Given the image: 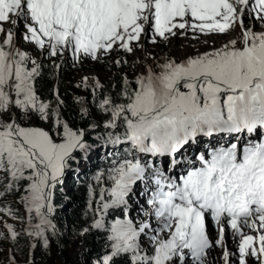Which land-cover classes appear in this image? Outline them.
<instances>
[{
	"label": "snow or ice",
	"instance_id": "obj_1",
	"mask_svg": "<svg viewBox=\"0 0 264 264\" xmlns=\"http://www.w3.org/2000/svg\"><path fill=\"white\" fill-rule=\"evenodd\" d=\"M237 28L241 46L231 39L179 62L157 61L99 100L106 119L95 139L111 150L88 188L90 227L106 234L95 264H210L217 247L223 264L233 256L235 264H264V0H0V198L23 188L26 235L48 247V233H57L54 190L92 145L85 129L62 119L58 90L56 105L41 98L42 64L17 32L45 59L67 55L78 64L132 54L142 37L157 44ZM102 87L96 80L93 95ZM194 145L193 160L185 154ZM142 196L137 218L129 198ZM0 213L18 219L11 208ZM5 227L0 239L15 242L19 233Z\"/></svg>",
	"mask_w": 264,
	"mask_h": 264
},
{
	"label": "trees",
	"instance_id": "obj_2",
	"mask_svg": "<svg viewBox=\"0 0 264 264\" xmlns=\"http://www.w3.org/2000/svg\"><path fill=\"white\" fill-rule=\"evenodd\" d=\"M69 61V58L67 59ZM67 61V62H68ZM42 64V75L37 81V88L41 98L46 101H51L56 105L55 92L58 90L60 98L64 101L60 106L62 119L66 120L71 127L82 128L86 130V139L92 145L87 153H76L77 161L71 162V168L66 171L67 181L63 184H58L54 190L53 205L55 208L54 214L51 217L56 225L57 233L52 235L48 233L49 245L47 248L43 246L42 241L33 239L26 235V229L19 228L16 231L19 233L16 241L9 238L0 240V249L5 251V247L10 243V247L14 250L18 257L23 261L27 260L29 264H54L52 254L57 255L59 252H66L72 245L75 235L83 236L82 253L75 261V264H92L94 260L99 259L106 251V234L98 230L92 229V213L88 209V188L93 184V176L99 171L105 170L109 166V159L106 158L110 148H104L100 141L95 137L98 133H103V125L105 117L98 114L96 106L100 99L106 95L116 96L120 91L122 78L125 76L121 72L122 68L115 67L111 75H108L103 87L96 89V94L93 95L94 84L86 85L85 97H81L77 92H74L71 85L65 77L64 70L68 65L59 63L57 69L55 61L52 64ZM125 65V64H124ZM130 80L135 77L126 75ZM98 108V107H97ZM82 109H87V115L82 114ZM95 113V114H94ZM96 124L99 127L92 129L91 125ZM86 157V158H85ZM6 182V177L0 174V192H4L3 184ZM71 190L70 194L65 191ZM98 190V186H97ZM21 198L23 188L16 192H7L4 194V200H0V208H11L18 219H14L16 224L21 221L22 216L18 213V207L11 202V197ZM5 199L8 202H6ZM88 228V232L84 229ZM35 244V248L32 245ZM1 264V263H0Z\"/></svg>",
	"mask_w": 264,
	"mask_h": 264
},
{
	"label": "rangeland",
	"instance_id": "obj_3",
	"mask_svg": "<svg viewBox=\"0 0 264 264\" xmlns=\"http://www.w3.org/2000/svg\"><path fill=\"white\" fill-rule=\"evenodd\" d=\"M246 23H249L246 21ZM256 30H260L259 25L256 26ZM18 44L19 46L27 50L30 55L36 58L40 63L52 64L55 61L57 64L65 63L64 65H68V68L64 70L65 77H67V81L71 85L74 92H77L79 96L85 97V89L86 85L84 83L85 77H87V85L94 84L96 80H99L101 84H105L108 75L112 74L113 69L118 66L114 63L116 59H126L127 64H122L120 67L122 68L121 72L124 75H131L133 77L138 76L148 65H151L155 68L156 62H163L165 59L175 58L178 62L189 57L198 55L200 53L211 51L213 48H219L223 44L227 43L231 39H237V46H241L239 43L240 31L237 28L234 32L228 35H212V36H200L199 39H192V34L189 33L188 36H176L171 38L168 42H158L157 44H151L147 39H141V43L143 44V48H137L136 51L132 54H126L123 52H113L111 56L106 57L102 61H92L89 59H84L82 62L78 64H73L72 60L65 55L62 59H45L43 55L39 54L31 45L25 43L22 38H20V33L17 32ZM154 57L155 59H152ZM69 58V61L67 60ZM68 61V62H67ZM79 85V87H78ZM55 105L54 103H52ZM98 114L104 116V114L97 108ZM95 114V113H94ZM105 117V116H104ZM106 119V117H105ZM32 125L40 126L44 128H50V123L46 124L43 121L33 120L31 121ZM103 129V125H100ZM99 127V128H100ZM70 194L71 190L66 191ZM4 197L0 198L3 199ZM9 200V199H6ZM16 207H18V213L22 216V219L18 224H16L15 220L5 215L4 213H0V232L4 233L5 237H8L7 228L5 227V223L12 225L15 230L19 228H25L28 230V216L25 210L24 203L22 199L19 197L13 198L11 200ZM130 204L132 205V211L137 213L136 217L139 218L140 213H138L137 209L139 205L144 204V201L141 199L139 203L133 202L129 199ZM147 207V205H144ZM5 216H4V215ZM35 223V219L32 221ZM213 235L216 236L215 231L213 230ZM226 238L228 239L229 249L233 252L236 250V242L231 239V234L228 233ZM1 240V239H0ZM83 236L75 235L72 241V245L69 250L64 252V255H57L58 259H56V255L52 254V259L54 260V264H75L77 258L81 255L82 246H83ZM216 250L212 251V255L209 257L210 264H223L221 253L222 249L217 247L214 248ZM75 260V261H73ZM233 264H235L236 257H232ZM94 260L92 264H95ZM0 263L1 264H29L27 260L23 261L21 257H18L15 254L12 247H10V243L5 247V251H1L0 249ZM78 264V263H77ZM249 264H252L250 260Z\"/></svg>",
	"mask_w": 264,
	"mask_h": 264
},
{
	"label": "bare ground",
	"instance_id": "obj_4",
	"mask_svg": "<svg viewBox=\"0 0 264 264\" xmlns=\"http://www.w3.org/2000/svg\"><path fill=\"white\" fill-rule=\"evenodd\" d=\"M15 196H16V194L14 195V196H12L11 197V200H13V198H15ZM1 200H4V198L3 199H1ZM6 200V199H5ZM6 202H8L7 200H6ZM1 215V214H0ZM5 216V215H4Z\"/></svg>",
	"mask_w": 264,
	"mask_h": 264
}]
</instances>
